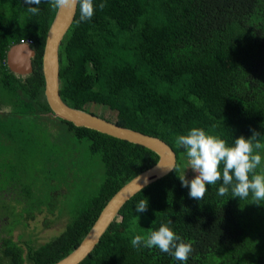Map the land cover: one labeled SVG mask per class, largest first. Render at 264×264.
Masks as SVG:
<instances>
[{"label":"trees","instance_id":"16d2710c","mask_svg":"<svg viewBox=\"0 0 264 264\" xmlns=\"http://www.w3.org/2000/svg\"><path fill=\"white\" fill-rule=\"evenodd\" d=\"M93 2L95 13L88 21L80 22L77 6L58 48L62 99L95 114L89 104L107 106L115 117L100 116L164 139L175 150L176 164L129 197L76 264H264V204L232 197L231 189L217 195L222 181L206 185L202 200L191 198L178 176L187 166L186 150L175 143L195 127L229 146L255 130L264 145V0ZM28 7L24 0H0V94L10 93L13 101L4 112L6 132L0 137L13 139L19 155L46 165L47 195L62 193L59 189L77 176L71 174L69 149L82 140L93 156L99 155L104 177L59 233L36 245L2 239L0 264H51L69 253L110 196L158 158L143 144L52 113L41 60L57 9L45 0L36 5L38 15ZM21 38L31 39L35 49L26 74L6 64L9 46ZM257 151L264 157V147ZM262 170L264 160L257 169ZM33 192L39 199L36 187ZM142 199L147 210L137 212ZM162 224L191 243L186 262L155 247L131 245L135 235L147 237Z\"/></svg>","mask_w":264,"mask_h":264},{"label":"rangeland","instance_id":"374dc122","mask_svg":"<svg viewBox=\"0 0 264 264\" xmlns=\"http://www.w3.org/2000/svg\"><path fill=\"white\" fill-rule=\"evenodd\" d=\"M12 103L10 93L0 94V123H4L1 133L7 125L4 112L11 109ZM89 108L101 115L115 117V111L105 105L89 104ZM69 151L71 174L77 176L73 175V180L65 184L64 191L59 189L62 193L51 190L47 195L44 180L49 173L46 165L19 155L13 139L0 137V192H4L0 197V242L9 237L22 245L44 242L63 230L72 211L97 190L104 177L99 155L93 156L88 151L85 140ZM187 166L181 167V174L190 180L196 173ZM35 187L40 193L39 199L33 196ZM28 211L33 212L26 216Z\"/></svg>","mask_w":264,"mask_h":264},{"label":"clouds","instance_id":"9594fccd","mask_svg":"<svg viewBox=\"0 0 264 264\" xmlns=\"http://www.w3.org/2000/svg\"><path fill=\"white\" fill-rule=\"evenodd\" d=\"M41 2L42 0H24V3L29 5L28 12L32 15L39 14L40 9L36 5H40ZM45 2L61 12H73L79 6L80 22L90 20L95 13L93 0H45ZM105 6L104 3L99 5L101 10ZM259 136L260 134L253 130L251 137H237L234 144L229 146L225 140L201 128L194 127L186 134L179 135L175 143L186 150L187 168L196 173L191 180L185 175H178L181 186L189 188L191 198L202 200L208 190L206 185H215L222 181L217 195L226 196L231 189L232 197L264 204L262 203L264 170L257 171L264 160L257 151L264 147L258 140ZM147 206L148 201L142 199L136 205V211L144 212ZM131 245L136 248L141 245L149 249L158 248L181 262H186L193 251L191 243L183 242L167 224H162L147 237L135 235L131 239Z\"/></svg>","mask_w":264,"mask_h":264},{"label":"water","instance_id":"95a60500","mask_svg":"<svg viewBox=\"0 0 264 264\" xmlns=\"http://www.w3.org/2000/svg\"><path fill=\"white\" fill-rule=\"evenodd\" d=\"M75 11L61 12L57 10L45 38L41 69L44 77L45 98L52 113L72 121L75 125L91 127L113 136L143 144L154 150L158 158L152 165L141 170L123 183L105 202L79 244L51 264H76L82 260L92 250L102 233L117 216L122 204L142 187L172 170L170 168H174L176 164L175 150L159 136L118 124L99 114L71 106L62 99L59 89L58 48L73 20ZM34 54L35 49L29 43L15 42L9 46L6 52V64L11 71L17 74H26L32 70V57Z\"/></svg>","mask_w":264,"mask_h":264},{"label":"built area","instance_id":"2783aa9c","mask_svg":"<svg viewBox=\"0 0 264 264\" xmlns=\"http://www.w3.org/2000/svg\"><path fill=\"white\" fill-rule=\"evenodd\" d=\"M20 41H21V42H27V43L30 44L31 39H24V38H21Z\"/></svg>","mask_w":264,"mask_h":264}]
</instances>
